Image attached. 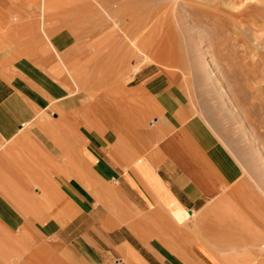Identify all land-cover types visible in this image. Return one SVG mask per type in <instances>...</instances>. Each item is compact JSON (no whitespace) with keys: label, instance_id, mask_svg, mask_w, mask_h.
<instances>
[{"label":"rangeland","instance_id":"374dc122","mask_svg":"<svg viewBox=\"0 0 264 264\" xmlns=\"http://www.w3.org/2000/svg\"><path fill=\"white\" fill-rule=\"evenodd\" d=\"M6 5L3 51L51 69L70 84L73 99L83 95L104 129L105 145L115 133L116 156L133 145L138 158L140 129L149 126L135 118L140 103L128 89L143 86L154 71L183 92L189 115L207 123L239 166L240 180L190 215L134 204L114 182L115 215L128 219L120 223L153 251L152 264H264V0H7ZM128 121L133 130L122 124ZM104 208L111 211V203ZM135 243L141 255L116 259L118 264H148L144 258L152 255ZM54 254L52 264H84L83 254L58 249Z\"/></svg>","mask_w":264,"mask_h":264},{"label":"crops","instance_id":"0c3cea01","mask_svg":"<svg viewBox=\"0 0 264 264\" xmlns=\"http://www.w3.org/2000/svg\"><path fill=\"white\" fill-rule=\"evenodd\" d=\"M6 3L0 0V264H50L57 249L83 254L84 264H118L141 255L135 242L152 264L153 251L115 215L114 182L134 204L190 215L239 181V166L207 123L189 115L183 92L154 71L143 86L128 89L140 103L135 118L149 126L140 129L138 158L133 145L116 156L115 133L105 145L83 95L73 99L70 84L51 69L3 51ZM105 177L112 182H98ZM110 203L111 211L104 208Z\"/></svg>","mask_w":264,"mask_h":264}]
</instances>
